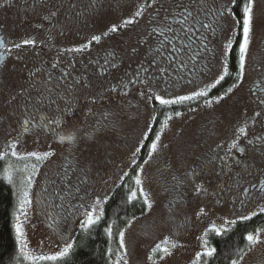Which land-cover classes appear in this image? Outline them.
I'll use <instances>...</instances> for the list:
<instances>
[{"label": "rangeland", "instance_id": "rangeland-1", "mask_svg": "<svg viewBox=\"0 0 264 264\" xmlns=\"http://www.w3.org/2000/svg\"><path fill=\"white\" fill-rule=\"evenodd\" d=\"M175 1L163 0L161 9V0L155 4L153 0H105L89 15L88 30L102 32L101 48L118 55V66L108 79L94 70L96 78L85 88L78 117L68 127L79 130L76 141L43 133L23 138L17 135L15 120L0 129V180L16 192L14 225L21 226L24 241L23 245L18 243L13 264H57L64 258L59 253L73 243L87 219L86 213L95 208L101 215L104 202L127 176L150 139L147 163L137 176L141 183L135 190L140 194L143 189L140 195L143 201L147 197V212L123 231L126 248L114 264H124V259L128 264H205L207 256L199 261L196 257L206 250L205 241L212 248L210 240L217 236L213 226L222 235L236 223L246 221L240 219L242 216L251 219L264 213V198L248 201L256 194L252 186L263 176L259 169L264 151L261 154L258 146V105L251 88L258 77V58L264 56V0H258L254 9L246 75L231 92L217 98H209V94L225 80L211 87L222 73L226 43L232 44L227 61L238 45L239 62L241 30L237 18L225 14L217 23L210 13L200 11L202 24L212 27L211 32L209 28L203 32L200 26L199 36L211 49L200 57L198 67L209 61L214 68L198 69L197 81L192 77L189 83L184 76L171 87L170 80L166 85L152 74L159 68L153 65L158 46L152 26L153 14L160 11L163 16ZM188 2L205 4L213 10L232 5V0ZM138 10L140 16L136 15ZM126 20L133 23L125 24ZM113 25L117 32L110 31ZM195 91H207L206 96L196 98L200 100L196 108L188 112L167 108L160 114L162 105L155 99L157 95L175 99ZM106 115L110 126L101 129L97 121L108 124ZM67 134L65 131L64 136ZM13 150L17 156L11 155ZM31 153L51 155L38 160ZM241 158L243 165H235L233 160ZM28 177L32 178L31 186ZM25 191L31 203L21 211ZM255 235L259 242L254 246L247 242L248 250L237 264H264V229ZM158 245L168 251H160ZM53 256L57 259H47Z\"/></svg>", "mask_w": 264, "mask_h": 264}, {"label": "flooded vegetation", "instance_id": "flooded-vegetation-1", "mask_svg": "<svg viewBox=\"0 0 264 264\" xmlns=\"http://www.w3.org/2000/svg\"><path fill=\"white\" fill-rule=\"evenodd\" d=\"M188 1L176 0L166 8L163 16L160 15L162 14L160 11L153 14L155 25L152 29H156L154 38L157 39L158 46L156 52L161 49V41H164L166 47L162 54L156 56L153 65L157 67L159 65V68L152 74L156 79L162 78L166 85L170 80L171 84L168 85L171 87L182 81L184 76L190 79L189 83L192 82V77L197 81L198 69L204 68L209 71L214 68L209 61L202 62L201 68L198 67L200 57L203 58L202 55L207 53L208 48L211 49L205 38L199 36L202 19L198 17L200 22L195 24L189 35H185L181 27L187 29L189 25L178 22L183 20L179 10L171 11L169 14V10L174 8L176 3L188 4ZM104 3L105 0H0V39L5 45L0 46V58H2L0 59V129L6 123L15 120L18 124L17 135L23 138L39 133L51 137L64 136L72 119L78 117L79 101L85 99L84 93L87 91L85 88L96 78L94 70L99 76L108 79L118 66L116 63L118 55L112 50L101 48L102 32L96 29L88 30L89 15ZM53 11L57 13L56 16L50 21L45 19ZM22 21L25 23L23 24ZM164 24L170 25L172 31L165 30V35L161 36L159 29ZM201 31L207 32L208 29L202 27ZM93 36H99L100 40L98 42L92 40ZM28 39L36 41L35 46H23V41ZM15 44H21L22 47L17 49L14 47ZM170 54L171 59L164 58L169 57ZM153 55L150 54L152 57ZM227 63L230 71L231 59ZM261 65H264V56L258 58V77L252 85L251 93L258 105V146L262 154L264 103H261V100L264 99V72L261 70ZM234 66L236 71L233 80L236 86L239 83L236 80L238 58ZM186 68L189 70L187 73ZM32 72L37 73L35 78H31ZM73 81L78 82L75 87H72ZM226 85L210 91L209 98H217L227 93L231 87L230 83ZM37 88L41 90L52 88L51 95L57 101L56 104L48 105L47 102L43 105L38 104L35 91ZM12 96L16 99L11 100ZM198 100L182 105H162L159 111L163 112L170 108L188 112L196 108L200 101ZM69 103L72 108L65 111ZM25 119L30 123L25 125ZM239 160H233L234 164L243 165L244 159ZM259 169L263 176H260L257 185L252 186L251 189L256 194L253 199L248 200L250 202L264 198V162L260 163ZM248 194L249 191L246 190L245 196Z\"/></svg>", "mask_w": 264, "mask_h": 264}, {"label": "trees", "instance_id": "trees-1", "mask_svg": "<svg viewBox=\"0 0 264 264\" xmlns=\"http://www.w3.org/2000/svg\"><path fill=\"white\" fill-rule=\"evenodd\" d=\"M235 17L240 19L243 12V3L237 0L233 9ZM241 30V29H240ZM241 40V33H239ZM235 45L230 59L231 73L225 78L220 87H234L233 75L236 68L234 62L237 56ZM160 112V111H159ZM160 112V114H163ZM150 141L144 143L139 157L129 170L127 176L115 189L112 195L104 202L99 221L91 227H80L73 240V247L67 256L57 264H114L121 254L119 233L129 225L143 217L147 212V205L142 196L129 199L131 192L136 190L137 176L147 160ZM137 191V190H136ZM17 195L14 188L0 180V264H13L18 251V241L14 228V211ZM111 229L109 232L108 230ZM264 229V213L249 220L236 223L222 235L213 236L210 240L215 252L208 257L205 264H232L237 261L243 252L248 250L249 234L254 235Z\"/></svg>", "mask_w": 264, "mask_h": 264}, {"label": "snow or ice", "instance_id": "snow-or-ice-1", "mask_svg": "<svg viewBox=\"0 0 264 264\" xmlns=\"http://www.w3.org/2000/svg\"><path fill=\"white\" fill-rule=\"evenodd\" d=\"M157 2V0H153V3L155 4ZM241 2L243 3V12L242 15L240 17V19L236 20V23L238 26H240L241 29V40L239 42V67L237 70V74H236V80L237 81H243L245 75H246V61L248 58V53H249V45L251 42V38L254 32V25H255V20H254V16H255V6L258 2V0H241ZM237 4V0H232V5L231 7H228L227 5H221L219 7H216L214 10L212 8H210L209 6L205 5V4H200V5H194L191 2H189L188 4H185L183 2L180 3H176L174 8H171L169 10V14H171V11H175V10H179V15L183 18L182 21H178L181 24L187 23L189 26L187 29H184L183 27H181V31L185 32V35H189L193 28L195 27L196 23H199V15H200V11L204 10L206 14H211L214 19H217V23L218 18L223 17L225 14H231L233 16V18L235 19V13L233 12V9L235 8ZM46 6V5H45ZM159 7L161 9L164 8V3L163 0H161V2L159 3ZM56 12H50L49 15L47 17H45V19L47 20H51L53 17L56 16ZM142 13L141 11H137L136 15L140 16ZM165 19H167V17H165ZM125 24H131L133 23L132 20H126L124 21ZM201 27L204 28H210L212 27L211 24H202ZM165 30L171 32L172 28L170 25L168 24H164V26L162 28L159 29V34L161 36L165 35ZM111 32H117L118 28L113 25L110 29ZM153 31H156V29H153ZM213 31H215V28H213ZM92 40L94 41H99L100 37L99 36H93ZM36 41L34 40H24L23 41V46H28V45H32L35 46ZM0 46H5L4 42L2 39H0ZM15 48L19 49L22 47L21 44H15L14 45ZM165 43L164 41H161V49L158 50L157 54L160 55L162 54V52L165 50ZM232 49V44L231 43H226L224 45V56H225V61L223 62V69H222V73L219 75L218 79H216L215 84L211 85V87H215L216 84H219L221 81H223L225 79L226 76L229 75L228 72V63H227V56L229 55L230 50ZM82 50V49H81ZM166 59H171V54L169 55V57H164ZM2 59V58H0ZM261 70L262 72H264V65H261ZM37 75V73L32 72L31 73V78H35V76ZM78 84L77 81H73L72 87H75ZM35 91L37 92V97H38V104L43 105L45 102H47L48 105H52V104H56V100L52 98V88H46L44 90H41L39 88L35 89ZM229 92L232 91V89L228 90ZM23 93H21L22 95ZM207 95V91H195L193 92L192 95H186V96H178L175 99H165L162 96L157 95L155 97V99L157 101H159V103L161 105H170V104H182L185 101H191V100H195L197 97H201V96H206ZM11 100H15L16 97L12 96L10 98ZM92 103H95V100L92 101ZM261 103H264V99L261 100ZM72 105L69 103L67 105V108L65 109V111L71 110ZM258 115V114H257ZM105 120L109 121L108 124H105L101 121H97V124L100 126V128H105L110 126V117L109 116H105ZM28 123H30V121L28 119L24 120V124L27 125ZM56 123H59V121H56ZM67 136H62V139H67L69 141H76L79 136V130H73V129H67ZM241 132H244L245 130L243 128L240 129ZM238 145L233 144V147H237ZM156 148V144L153 143L152 144V149L155 150ZM12 156H17L18 154L16 153L15 150H13L11 152ZM30 155H32L33 157H35L36 159L40 160V159H45L47 158L49 155H51L50 153H45L43 156H37L36 153H31ZM145 163H147V161H145ZM9 180H11V177H8ZM136 183L139 185L141 183V181L139 179L136 180ZM32 184V178L28 177V185L31 186ZM140 194L143 195V189H140ZM137 196L136 192H131V196L129 197V199H132L134 197ZM145 204H148V200L147 197L145 196V200H144ZM31 200L28 198V192L25 191L23 193V199L21 200V211H23L24 205L26 204H30ZM100 203V200H97V204ZM150 207V205H149ZM262 212H264V209H261ZM87 219L84 220L81 223V227H91L93 225H95L99 219L100 216L96 214V209L93 208L92 211H89L86 213ZM17 220H19V217L16 218ZM240 219L242 220H248L250 219V217L248 216H242ZM229 223V222H226ZM230 223L235 224L236 221H231ZM15 227V232H16V237H17V241L18 243H20L21 245L24 244V241L22 239L23 237V231L21 226L19 225V223L14 225ZM213 230L216 232L217 235L220 234V229H216L215 226H213ZM109 232L111 231V229L108 230ZM124 237H125V233L124 232H120L119 233V240H120V249L121 250H125L126 246H125V242H124ZM249 242V244L251 246L256 245L259 242V236L258 235H252L249 234L246 238ZM165 244H167V242H165ZM205 244V251L203 253H199L197 254L196 260L199 261L201 260L202 257L207 256V257H211L213 255V253L215 252V249L213 248H208L207 247V241L204 242ZM73 245L72 244H68L66 247H64V249L59 253L60 257H65L69 254L70 249H72ZM173 247H175V245L173 244ZM157 248L162 251V252H167L168 249L167 247L164 248H160V246L158 245ZM21 251H23V248L21 249ZM127 255L126 251H125V256ZM47 259L50 260H55L57 259V257H48ZM119 264V262H118ZM124 264H128L127 260L124 259ZM233 264H237L236 261H233Z\"/></svg>", "mask_w": 264, "mask_h": 264}]
</instances>
